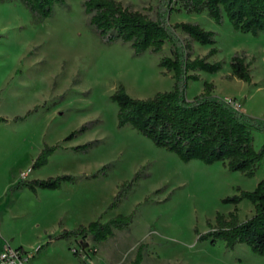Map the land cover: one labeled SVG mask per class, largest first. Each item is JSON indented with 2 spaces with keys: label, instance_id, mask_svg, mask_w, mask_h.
Here are the masks:
<instances>
[{
  "label": "rangeland",
  "instance_id": "rangeland-1",
  "mask_svg": "<svg viewBox=\"0 0 264 264\" xmlns=\"http://www.w3.org/2000/svg\"><path fill=\"white\" fill-rule=\"evenodd\" d=\"M83 1L65 0L40 19L20 0H0V117L7 120L0 123V242L21 247L31 256L27 264H129L141 245L142 264H264L243 244L228 250L222 241L199 240L217 214L233 210L223 199L237 194V188L252 191L264 180V160L255 176L246 178L221 163H184L130 126L118 128L112 94L119 85L135 99L172 90V73L159 67L163 57H172V48L167 43L160 54L135 55L129 44L103 43L87 22ZM116 1L152 17L160 9L154 0ZM168 22L195 23L215 34L212 47L191 42V57L216 48L208 61L219 62L221 70L200 72V80L189 81L187 100L202 92L204 82L212 83L215 96L264 119V32H236L226 18L218 25L205 13L173 12ZM235 54L250 63L251 83L229 77ZM253 136L259 150L264 133L254 130ZM88 143L89 149L74 150ZM44 145L59 148L46 166L32 170ZM102 169L105 176L86 179ZM137 173L139 180L123 203L106 211L120 185ZM61 175L77 182L36 194L11 190L20 180ZM237 208L241 221L254 213L248 201ZM131 213L129 231L101 244L89 242L84 251L79 240H56L62 230Z\"/></svg>",
  "mask_w": 264,
  "mask_h": 264
},
{
  "label": "trees",
  "instance_id": "trees-1",
  "mask_svg": "<svg viewBox=\"0 0 264 264\" xmlns=\"http://www.w3.org/2000/svg\"><path fill=\"white\" fill-rule=\"evenodd\" d=\"M22 4L40 19L49 18L55 6L65 5V0H20ZM160 4L156 17L124 7L116 0H84L83 13L99 39L108 45L121 41L129 44L135 55L146 52L162 53L169 43L172 57H163L159 67L165 73H172L173 88L158 92L147 99L131 98L123 85L111 96L117 105V127L130 126L141 136L150 140L157 148L175 154L184 163L196 160L205 165L221 163L229 172H239L246 178H253L264 160V143L259 150L254 147L253 131L264 133V119L242 112L223 98L215 96L212 83H203V90L191 101L186 98L189 81L200 80L199 73L215 74L221 70L219 62L210 63L208 58L217 53L211 48L204 57H191V42L212 47L215 34L195 23L179 22L171 25L168 20L173 12L185 14L205 13L216 24L223 19L233 30L257 36L264 32V0H154ZM185 36L181 39L175 31ZM250 63L244 54H235L230 59V78L251 83ZM35 111H29L16 121L26 119ZM7 120L0 117V123ZM82 130L69 134L64 141L72 140ZM91 143L74 148L85 151ZM59 148L44 145L34 160L31 169L46 166L49 158ZM100 170L86 177L96 179L106 174ZM137 173L129 182L120 185L118 192L106 211L117 209L137 184ZM77 177L61 175L45 180H20L12 191L27 189L36 194L42 190H61L64 184H75ZM237 194L226 197L223 203L233 206L227 216L217 214L215 224H209L210 231L199 240H210L212 244L222 241L225 248L234 250L243 244L254 254L264 259V180L252 191L236 189ZM248 201L254 213L244 221L239 220L237 206ZM134 213L118 214L105 222L100 219L87 226L80 225L72 230H62L56 240H79L82 251L88 243L101 244L112 239L117 232L129 231ZM21 248V247H20ZM73 255H79L73 251ZM143 246H139L135 258L129 264H142Z\"/></svg>",
  "mask_w": 264,
  "mask_h": 264
},
{
  "label": "built area",
  "instance_id": "built-area-1",
  "mask_svg": "<svg viewBox=\"0 0 264 264\" xmlns=\"http://www.w3.org/2000/svg\"><path fill=\"white\" fill-rule=\"evenodd\" d=\"M30 259L31 256L20 247L13 248L8 243L0 246V264H27Z\"/></svg>",
  "mask_w": 264,
  "mask_h": 264
},
{
  "label": "crops",
  "instance_id": "crops-1",
  "mask_svg": "<svg viewBox=\"0 0 264 264\" xmlns=\"http://www.w3.org/2000/svg\"><path fill=\"white\" fill-rule=\"evenodd\" d=\"M223 99H225V98H223ZM226 100V99H225ZM247 114V113H246ZM4 243H8V242H5V241H3V242H0V246L2 245V244H4ZM9 244V243H8Z\"/></svg>",
  "mask_w": 264,
  "mask_h": 264
}]
</instances>
